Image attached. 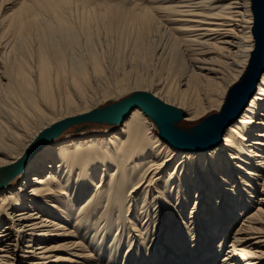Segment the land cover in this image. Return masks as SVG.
<instances>
[{"label":"bare ground","instance_id":"6f19581e","mask_svg":"<svg viewBox=\"0 0 264 264\" xmlns=\"http://www.w3.org/2000/svg\"><path fill=\"white\" fill-rule=\"evenodd\" d=\"M11 2L0 264H264V0Z\"/></svg>","mask_w":264,"mask_h":264},{"label":"rangeland","instance_id":"374dc122","mask_svg":"<svg viewBox=\"0 0 264 264\" xmlns=\"http://www.w3.org/2000/svg\"><path fill=\"white\" fill-rule=\"evenodd\" d=\"M27 1L31 2V0H12V2L8 5H6V7L4 9H1V12L3 15H9L15 11H18L21 8V6L24 3H26ZM32 1H34L35 3H39V4H42L45 2L57 4L60 1H68L70 3V6L73 7V9L68 14H66V18L77 28L78 33L81 34V36L80 35H78V36L83 41H85V35L80 30L81 27H78L79 13H80L79 10H81V13L83 14L84 12H87V10L90 8L100 7V6H104V5H117V6H121V7L125 6L126 8L133 9V8H137V7L141 6L142 4H145V1H149V0H32ZM92 25L94 26L92 32H93V37L95 39V44L98 47H99V44H103L105 49H116V45H117L116 35L112 32L109 35H107L106 32L104 31L102 25H99L97 23H94ZM13 43H14V38L11 41H9L6 45H1L2 50L3 51L7 50L10 46L13 45ZM36 43H37V41H36L35 35L33 34V41L30 42L29 52L36 50ZM4 48H6V49H4ZM81 50L82 49L80 47L77 48V52L80 53ZM19 51H20V49H19ZM233 90L234 89L231 90L230 94L233 92ZM139 92L140 91H137V90H129L124 94H120V95H122L121 97L120 96H117L118 98L117 97H108L106 102L101 106H105V104L107 105L109 103H113V104L116 102L118 103L120 100L123 101V99L125 100L128 97H132L133 95H135ZM122 101H120V102H122ZM89 124H92V122H89V121L76 122L75 124L71 125L67 129L73 128L74 126H78V125H81V126L85 125L86 126ZM115 125L116 124H113V126H115ZM161 132H162L161 135L163 137L168 138L165 134L167 132H165L164 130ZM170 137H173V135H171ZM170 139H174V138H170ZM174 141H177V140L174 139ZM184 143H188V142H186V141L180 142V144H184ZM190 207H192L191 204H190ZM190 211H191L190 208L186 211V217H188L190 215ZM233 234L231 233L230 235L232 236ZM68 237H70V236H68ZM88 242H89V240H87L86 243H88ZM58 252H60V253H58L57 255H65V252H62V251H58ZM116 258L117 257L109 259L106 257L105 259H106V261L109 260V262H110L109 264H122L124 255L117 258V260H116ZM120 258H122V260ZM216 264H220V262L217 261Z\"/></svg>","mask_w":264,"mask_h":264},{"label":"water","instance_id":"95a60500","mask_svg":"<svg viewBox=\"0 0 264 264\" xmlns=\"http://www.w3.org/2000/svg\"><path fill=\"white\" fill-rule=\"evenodd\" d=\"M137 94H139L138 96H140V94H142V93H137ZM137 94H135V95H137ZM134 101H136V99ZM142 103H144V104H152V105L154 103V105H157V106L162 105L161 102H159L158 100H155L153 97H150L148 100H143ZM120 107H123V106L121 105ZM106 112H104V113H106Z\"/></svg>","mask_w":264,"mask_h":264}]
</instances>
